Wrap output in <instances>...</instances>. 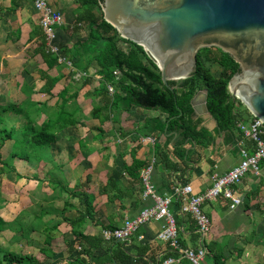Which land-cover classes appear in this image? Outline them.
<instances>
[{
  "label": "crops",
  "instance_id": "obj_1",
  "mask_svg": "<svg viewBox=\"0 0 264 264\" xmlns=\"http://www.w3.org/2000/svg\"><path fill=\"white\" fill-rule=\"evenodd\" d=\"M48 1L63 16L58 44L62 57L72 65L58 59L50 65L41 14L32 0H0V118L15 137L25 135L30 119L41 127L59 118L57 112L63 107L74 125L56 131L52 141L44 140L47 146L40 160H10L16 141L0 138L2 159L10 160L21 175L0 163V218L5 223L0 249L23 257L21 264H70L82 249L70 222L86 213L85 205L70 192H85L92 207L76 231L103 237L104 230L121 229L153 204L143 198L142 176L147 169H152L156 193L173 198L170 210L178 222L180 244L196 249L197 223L192 215L182 214L176 191L191 185L196 195L205 193L212 188L214 176H224L241 163V148L252 153L254 143L244 133L241 140L227 132L217 134L213 116L195 110L193 120L200 122L199 130L214 136L213 143L201 149L191 141L176 147L177 134L150 131L153 124L166 120L160 111L133 107L130 112H100L106 104L112 105L115 90L111 92L113 86L107 85L109 97L98 96L103 65L94 61L85 69L90 59L82 47L91 29L88 22H79L83 9L75 0ZM251 121L240 124L249 127ZM135 161L142 167L132 175L129 169ZM260 171V175L247 173L237 187L243 204L236 210L231 211L223 198L203 205L212 226L202 264H264L263 161ZM161 230V223L150 222L142 228L143 239L134 236L125 247L136 257L139 246L150 245L156 264H163L169 258L164 259L168 244L157 240ZM105 254L97 250L90 262L100 264ZM176 255L170 257L175 264H191Z\"/></svg>",
  "mask_w": 264,
  "mask_h": 264
},
{
  "label": "trees",
  "instance_id": "obj_2",
  "mask_svg": "<svg viewBox=\"0 0 264 264\" xmlns=\"http://www.w3.org/2000/svg\"><path fill=\"white\" fill-rule=\"evenodd\" d=\"M75 2L83 9L79 22H88L91 29L89 40L82 47L90 59V61L87 60L85 69L88 70L94 61L103 65L100 72L103 82H101L100 90H96L98 96L109 97L107 85H112L115 90L112 96V105L106 104L100 112L110 109L113 113L130 112L133 107L160 111L167 118L163 123L153 124V127L149 128L150 131L175 133L178 135L176 147L191 141L197 143L201 149L210 146L214 141V136L206 129L199 130L200 122L193 120L194 109L191 102L199 92L207 91L209 112L218 123L217 134L227 132L234 135L237 140L244 138L239 124L248 123L253 116L244 104L240 100L234 99L230 93V81L240 72L239 65L230 55L214 48L201 50L197 56V67L194 75L179 83L170 82V86L176 88L171 91L164 85L161 70L149 58L145 49L121 38L116 29L104 21L101 8L102 0H75ZM96 11L100 12V16H96ZM50 57L53 59L50 63L52 66L57 58L51 54ZM211 61L223 68L219 78L213 76L206 68L205 62ZM63 94L65 97L68 91ZM57 115L60 117L56 120L54 118L49 119L41 127L35 125L34 121L30 119V126L25 131L23 130L25 133L23 137H15L14 133L6 128L7 122L0 118V138L3 142L11 139L16 141V149L10 160L16 157L25 160H30L29 158L40 160L43 149L47 146L44 144V140L52 141L56 131L74 125L65 107L57 112ZM27 118H30L29 115ZM101 122L103 123L102 120ZM10 160H3L0 153V163L5 168H9L17 177H21L15 167L11 165ZM141 167L142 165L135 161L129 172L136 175ZM136 178L138 179V176ZM64 191H67V188ZM70 193L73 197L79 198L86 207L85 215L70 222L75 230L76 242L82 248L80 254L70 264H92L90 260L99 249L106 253L100 264L157 263L158 260L151 255L152 246L150 245L139 246L137 256L134 257L125 247L126 242H107L103 237L87 236L77 232L76 227H81L85 219L92 213L91 201L85 192L73 191ZM4 224L0 218V232L3 230ZM141 231L142 229L136 234L137 237L141 235ZM167 250L164 259L177 257L176 254L178 253L173 251L169 245ZM22 261H24L23 257L3 252L0 249V264H14V262L21 264Z\"/></svg>",
  "mask_w": 264,
  "mask_h": 264
},
{
  "label": "water",
  "instance_id": "obj_3",
  "mask_svg": "<svg viewBox=\"0 0 264 264\" xmlns=\"http://www.w3.org/2000/svg\"><path fill=\"white\" fill-rule=\"evenodd\" d=\"M101 8L121 38L145 49L171 91L170 82L194 75L201 50L230 55L240 67L232 97L264 122V0H102ZM207 102L201 91L191 105L211 115Z\"/></svg>",
  "mask_w": 264,
  "mask_h": 264
},
{
  "label": "built area",
  "instance_id": "obj_4",
  "mask_svg": "<svg viewBox=\"0 0 264 264\" xmlns=\"http://www.w3.org/2000/svg\"><path fill=\"white\" fill-rule=\"evenodd\" d=\"M36 10L41 14V26L46 35L48 52L57 57L60 63L67 62L62 57L61 48L58 44L57 29L64 23L61 13L53 9L48 0H32ZM113 92V87H109ZM245 134L255 144V150L250 153L245 147L241 148V163L224 176H214L212 188L203 194L196 195L191 185H184L176 191V196L180 202L182 214L192 215L197 223L200 236V243L196 249H185L179 242V228L176 217L171 213L170 207L173 198L170 196H160L156 193L151 181L152 169L143 172V183L145 191L143 198L152 200L153 204L145 208L141 214L133 219L127 220L121 229L104 230L105 240L128 242L150 222L162 224V230L157 236V240L168 244L170 248L177 252L180 259H186L191 264H202L206 255L205 240L211 232V221L203 213L202 207L205 203L217 201L223 198L227 201L231 211L236 210L243 204L242 198L237 194V187L241 184L247 173L260 175V163L264 160V122L253 116L251 124L247 127L239 125ZM143 239L142 236L139 237ZM176 259L169 258L163 264H175Z\"/></svg>",
  "mask_w": 264,
  "mask_h": 264
},
{
  "label": "rangeland",
  "instance_id": "obj_5",
  "mask_svg": "<svg viewBox=\"0 0 264 264\" xmlns=\"http://www.w3.org/2000/svg\"><path fill=\"white\" fill-rule=\"evenodd\" d=\"M206 68L210 71V73L219 78L223 72V68L218 65L217 63H215L214 61L211 62H205ZM237 99V98H235ZM238 100V99H237ZM140 237V236H139Z\"/></svg>",
  "mask_w": 264,
  "mask_h": 264
},
{
  "label": "bare ground",
  "instance_id": "obj_6",
  "mask_svg": "<svg viewBox=\"0 0 264 264\" xmlns=\"http://www.w3.org/2000/svg\"><path fill=\"white\" fill-rule=\"evenodd\" d=\"M238 95H239V93H238Z\"/></svg>",
  "mask_w": 264,
  "mask_h": 264
}]
</instances>
